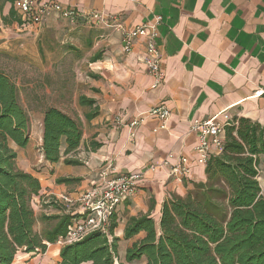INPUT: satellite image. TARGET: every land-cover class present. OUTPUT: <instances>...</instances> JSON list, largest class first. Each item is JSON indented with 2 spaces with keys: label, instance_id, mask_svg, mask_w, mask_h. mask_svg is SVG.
<instances>
[{
  "label": "crops",
  "instance_id": "0c3cea01",
  "mask_svg": "<svg viewBox=\"0 0 264 264\" xmlns=\"http://www.w3.org/2000/svg\"><path fill=\"white\" fill-rule=\"evenodd\" d=\"M14 1L0 0V48L14 44V39H35L42 29L66 19L53 13L40 25H25ZM56 1L89 14L77 20L83 29L84 23L91 21V13H99L109 22L92 23L98 26L94 28L93 56L98 52L102 55L90 63L89 89L79 95L95 102L82 105L78 97L83 135L76 151L51 163L40 149L39 155L26 161L20 150L27 146H17L16 163L41 183L39 194L33 197L37 216L38 208L43 211L37 221L42 228L35 225L39 233L57 223L48 217L74 209L55 198L101 184L100 173L108 164L115 166L112 176L143 172L135 195L121 203L114 214L118 254H126L127 248L145 235L142 231L132 238L124 237L131 216L148 213L153 200L151 214L159 220L166 199L174 194L184 196L193 182L206 181V165L195 161L198 138L190 129L195 119L218 116L224 120L228 115L235 120L243 116L264 126V92L257 93L264 90V0ZM157 17L161 21L156 41L165 82L152 88L153 78L139 61L146 39L138 38L132 52L125 53L122 34L112 24L121 22L132 30L153 24ZM160 104L171 110L165 127L147 113ZM88 113L95 114L88 119ZM136 118L142 120L132 126ZM182 155L188 157L190 171L177 178L170 174L171 167ZM65 157L77 163H66ZM64 178L68 181H60ZM258 179L264 192V153L258 157ZM44 242L45 251L20 250L13 264H59L62 245Z\"/></svg>",
  "mask_w": 264,
  "mask_h": 264
},
{
  "label": "trees",
  "instance_id": "16d2710c",
  "mask_svg": "<svg viewBox=\"0 0 264 264\" xmlns=\"http://www.w3.org/2000/svg\"><path fill=\"white\" fill-rule=\"evenodd\" d=\"M96 53L92 60L100 58ZM21 88L0 69V264H13L20 250L43 252L76 216L73 212L48 218L57 223L41 233L33 197L41 183L18 167L11 143L25 147L30 141V116L20 100ZM81 95L79 103L94 104ZM95 113H88L89 119ZM41 149L54 163L76 151L83 135L78 115L56 106L43 111ZM264 153V126L248 117L235 118L226 127L222 151L206 164V181L193 182L184 196L171 195L162 205L159 220L148 213L131 216L124 237L145 235L125 254L130 264H264V192L258 179V157ZM66 163L76 160L64 158ZM60 181H68L67 178ZM115 215L108 233L92 232L63 245L59 264H115L119 238ZM110 235V236H109ZM122 264V263H118Z\"/></svg>",
  "mask_w": 264,
  "mask_h": 264
},
{
  "label": "built area",
  "instance_id": "2783aa9c",
  "mask_svg": "<svg viewBox=\"0 0 264 264\" xmlns=\"http://www.w3.org/2000/svg\"><path fill=\"white\" fill-rule=\"evenodd\" d=\"M14 7L25 25H40L53 13L73 21L89 15L64 7L56 0H15ZM89 18L92 22L109 24L106 18L99 13H91ZM160 21L161 18L157 17L153 24L139 25L132 30L121 22L112 24L122 34V50L125 53L132 52L138 38L143 37L146 39V46L139 55V61L153 78L152 88H159L165 82L162 56L156 41L158 36L157 26ZM263 92L264 90H259L257 93ZM147 113L159 119L160 127H165L171 110L165 104H160L152 107ZM225 117L223 120L218 116H210L204 119H195L191 123L190 129L197 134L198 138L195 147V161L198 164L206 165L213 155L222 151L226 127L234 123V120L229 118L228 115ZM141 120L136 118L131 122V125L136 126ZM169 157H172V154H169ZM166 161L169 162L168 159ZM114 170L115 166L111 163L108 164L100 173L103 180L101 184L79 191L74 196L72 194H61L55 200L74 208L71 212L76 214L68 224L66 232L56 240L57 243L62 246L71 244L96 231L108 233L111 219L117 207L135 195L137 181L144 174L139 172L112 176ZM189 171V159L187 156L182 155L171 167L170 174L182 178Z\"/></svg>",
  "mask_w": 264,
  "mask_h": 264
},
{
  "label": "rangeland",
  "instance_id": "374dc122",
  "mask_svg": "<svg viewBox=\"0 0 264 264\" xmlns=\"http://www.w3.org/2000/svg\"><path fill=\"white\" fill-rule=\"evenodd\" d=\"M78 23L77 20L59 19L58 25L42 29L35 39H14V44L0 48V69L20 86V100L30 116L31 141L20 150L26 161L40 154L43 111L47 106H56L74 115L81 111L78 97L89 89L94 28L98 26L86 21L83 29ZM11 146L17 148L13 142ZM37 212L40 216L43 211L38 208ZM41 226L42 223H37L36 227L40 229ZM118 263L130 264L124 251L115 259V264Z\"/></svg>",
  "mask_w": 264,
  "mask_h": 264
}]
</instances>
